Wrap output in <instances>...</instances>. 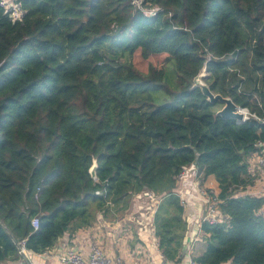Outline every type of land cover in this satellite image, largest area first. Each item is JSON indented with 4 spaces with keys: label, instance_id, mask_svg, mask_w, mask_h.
<instances>
[{
    "label": "trees",
    "instance_id": "obj_1",
    "mask_svg": "<svg viewBox=\"0 0 264 264\" xmlns=\"http://www.w3.org/2000/svg\"><path fill=\"white\" fill-rule=\"evenodd\" d=\"M133 1L23 0L21 22L0 8V263L21 242L42 254L147 192L159 198L158 248L178 261L187 224L174 189L194 164L214 176L228 217L201 224L196 264H264L262 199L235 196L264 142V0H139L155 15ZM136 53L166 54L176 87L163 68L140 72ZM204 67L212 93L260 120L217 116L222 105L193 86Z\"/></svg>",
    "mask_w": 264,
    "mask_h": 264
},
{
    "label": "crops",
    "instance_id": "obj_2",
    "mask_svg": "<svg viewBox=\"0 0 264 264\" xmlns=\"http://www.w3.org/2000/svg\"><path fill=\"white\" fill-rule=\"evenodd\" d=\"M202 180L204 187L210 188L216 193L219 192L218 183L213 175L202 177ZM256 185L240 190L238 196L257 197ZM140 199L137 196L130 205V209L125 212L117 213L110 218L97 215L91 227L64 233L55 245L42 255L31 253L30 257L25 258L19 253L21 256L16 260H8L0 264H24L25 262H29V264H60L57 259L59 253L70 248L86 254L92 243L102 246L109 257L121 258L129 264H187L189 259L187 247L192 246L195 257L205 251L209 235L202 231L201 225L198 223L203 209L201 199H196L191 204L190 210L184 208L183 219L186 221L187 229L183 237L179 259L176 262L167 261L162 256L153 226L148 230V228L143 229L139 225L140 220L145 226L144 221L149 222L153 219L149 204L141 205ZM140 205V208H145L147 213L137 211ZM111 219L112 221H110ZM199 244H202V247L196 253L195 247ZM222 264H230V262Z\"/></svg>",
    "mask_w": 264,
    "mask_h": 264
},
{
    "label": "built area",
    "instance_id": "obj_3",
    "mask_svg": "<svg viewBox=\"0 0 264 264\" xmlns=\"http://www.w3.org/2000/svg\"><path fill=\"white\" fill-rule=\"evenodd\" d=\"M22 1L23 0H0V8L12 22H21L24 18L26 10L23 8ZM133 4L141 9L139 0H134ZM150 12L151 14L155 15L156 10L152 9ZM243 113L244 117L242 121L237 123H243L249 118H254L258 121L260 120L255 115L250 114L246 109H243ZM255 148L256 151L247 158L248 176L253 179V183L247 187L257 184V198L262 199V204L256 211V214L264 219V142H256ZM202 183V177L197 174V169L194 164H192L184 167L177 176V188L175 186L174 192L179 196L183 207H186L189 210L191 204L196 199L202 200L203 209L198 221L200 225L204 222L209 224H221L227 222L228 217L221 212L219 207L221 203V200L218 198L219 192L216 193L212 189L204 187ZM146 194L148 198L155 202L159 200V198L153 193L147 192ZM235 196H238V192L235 194ZM156 207H154V210L151 212H154ZM31 226L34 230L38 228L37 217L31 219ZM23 243L24 242H21L19 246V253L24 255L25 258H28L30 257L31 252L25 249ZM186 251L189 254L187 264H196L192 246L190 245V247H187ZM57 259L60 264H129L121 258L114 259L109 257L105 249L95 243L89 245L88 252L86 254L68 248L59 253L57 255Z\"/></svg>",
    "mask_w": 264,
    "mask_h": 264
},
{
    "label": "rangeland",
    "instance_id": "obj_4",
    "mask_svg": "<svg viewBox=\"0 0 264 264\" xmlns=\"http://www.w3.org/2000/svg\"><path fill=\"white\" fill-rule=\"evenodd\" d=\"M141 9L143 10L144 13H147V14H150L151 10L152 9H146V8H142ZM132 62L134 63L135 67L142 73L144 74H147L148 73V69L150 67H154L156 69H159V68H163L165 71H166V74H167V77H168V80L169 82L173 85V87L175 88V74H174V69H173V63L172 61L168 60L167 59V55L166 54H158V55H151L150 57H148L147 59H143L141 58V56L139 55V53H136L134 56H133V59H132ZM204 69L201 70L200 74L201 73H204L203 72ZM206 72V71H205ZM201 79V78H200ZM156 102L159 104L160 101H161V95L160 93H157L156 94ZM197 174L200 176V177H204L202 175V173H198ZM240 190H238L239 192ZM156 196V195H155ZM157 197V196H156ZM140 203L146 205V204H149V208L150 209V212L154 210V207L157 206V202L151 200L150 198H145V197H142L140 200H139ZM131 207V206H130ZM141 207V206H140ZM139 207V208H140ZM143 207V206H142ZM137 211H140V212H146L145 208H140ZM130 209V208H129ZM99 215V214H98ZM107 218H110V217H107ZM112 221V219L110 220ZM144 224L145 226L147 225V227H145L142 223H141V220L139 221V225L142 226L143 229H152V226H153V221H149L147 222L144 221ZM154 228V227H153ZM185 234V233H184ZM158 242V241H157ZM202 247V244H199L195 247V252L198 253L199 249Z\"/></svg>",
    "mask_w": 264,
    "mask_h": 264
},
{
    "label": "water",
    "instance_id": "obj_5",
    "mask_svg": "<svg viewBox=\"0 0 264 264\" xmlns=\"http://www.w3.org/2000/svg\"><path fill=\"white\" fill-rule=\"evenodd\" d=\"M204 73H199L193 79V86L199 87L201 89L202 94L207 98L210 103H220L222 107L216 112L217 116H220L223 119H233L236 122H241L244 113L243 108L237 106L230 98L223 97L220 94H214L210 91L208 85L203 81L204 78L207 77L206 68L204 67ZM201 72V71H200ZM201 78V79H200ZM95 168L96 162L93 161L91 168L89 169L90 176L95 179ZM24 264H29V262H25Z\"/></svg>",
    "mask_w": 264,
    "mask_h": 264
}]
</instances>
